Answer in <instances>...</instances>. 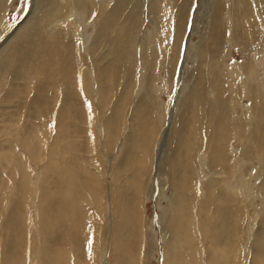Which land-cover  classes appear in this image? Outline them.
<instances>
[{"label": "rangeland", "instance_id": "374dc122", "mask_svg": "<svg viewBox=\"0 0 264 264\" xmlns=\"http://www.w3.org/2000/svg\"><path fill=\"white\" fill-rule=\"evenodd\" d=\"M254 5L213 57L235 0H0V264H264Z\"/></svg>", "mask_w": 264, "mask_h": 264}, {"label": "bare ground", "instance_id": "6f19581e", "mask_svg": "<svg viewBox=\"0 0 264 264\" xmlns=\"http://www.w3.org/2000/svg\"><path fill=\"white\" fill-rule=\"evenodd\" d=\"M236 2H237V5H240V7L238 8V9H235V11H237V15H238V17L240 18V20L242 21L241 23H239V24H237L236 26H234V27H232L231 29H230V32L229 33H226V29L228 28V25L227 24H225V23H223V24H219L218 22H214V26H213V31H211L210 30V34L209 35H211V37H214V42L212 43V45L210 46V47H208V50L210 51V54H211V56H215V54L217 55V56H220L221 55V51H222V47H223V43L225 42V38L229 35H231V34H233V33H239V31H242L239 35L240 36H242V39H243V41H242V44H243V46L245 47V48H251V47H253V48H256V49H258L259 48V37H258V35H259V30H260V27L257 25V16L260 14H258L257 16H256V14H253V11L254 10H256V7L258 8V6H256L255 7V5H254V2H259L260 4H261V6H262V3H264L263 2V0H235ZM243 2H251L250 3V5H248V6H245V5H243L242 3ZM260 6V5H259ZM225 7V6H224ZM230 9V8H229ZM259 9V8H258ZM219 11V10H218ZM222 12H223V10H221ZM225 11V10H224ZM234 11V12H235ZM248 11H250V12H248ZM258 12V11H257ZM245 14L246 16H242V14ZM251 13V14H250ZM224 14V13H223ZM233 14L234 13H232V12H230V14H229V16L230 17H232L233 16ZM217 15V14H216ZM229 17V18H230ZM260 17V16H259ZM258 17V18H259ZM183 18H184V13L183 12H179V15H178V22H176V26L177 25H182V22H183ZM218 18V17H217ZM260 19V18H259ZM260 23V22H259ZM231 25V24H230ZM232 26V25H231ZM207 28V27H206ZM264 31V30H263ZM191 32L192 31H190L189 33H188V35H186V38H185V43H184V45H185V47H186V44L188 43V40H189V38L191 37ZM174 38V41H173V44H174V47L176 46V43H175V41H176V37H177V35H176V27H175V31H174V36H173ZM209 39V38H208ZM209 41H210V39H209ZM212 42V41H211ZM226 44V43H225ZM236 44V43H235ZM229 45V44H228ZM231 45H232V43H231ZM237 45V44H236ZM226 46V45H225ZM231 48V47H230ZM204 50V49H203ZM254 51V50H253ZM253 51H251L250 50V53H253V54H255ZM258 51V50H257ZM205 52V51H204ZM225 52V51H224ZM211 56L209 57L210 59H211ZM221 57V56H220ZM213 60V59H212ZM211 61V60H210ZM209 61V62H210ZM257 61V60H256ZM237 65V64H236ZM239 67V65L238 66H235L234 68L235 69H237ZM224 68V67H223ZM202 73V72H201ZM227 78H231V76L229 77H227ZM224 80V79H223ZM229 81V80H228ZM244 82V81H243ZM229 83V82H228ZM227 83V85H229ZM242 83V82H241ZM240 83V84H241ZM86 85V84H85ZM221 85V84H220ZM232 85V84H231ZM84 86V85H83ZM200 86V85H199ZM224 86V85H223ZM242 87H245V86H242ZM217 88V87H216ZM197 89V88H196ZM204 89V88H203ZM200 91V90H199ZM213 91H215V90H213ZM217 91L219 92V96H224L225 95V88H222V85L221 86H219V89H217ZM229 91H231V90H229ZM201 93H202V90H201ZM231 93V92H230ZM212 94V99L214 100L216 97H213V95L215 96V94L216 93H214V92H212L211 93ZM232 94V93H231ZM190 95V94H189ZM201 95V94H200ZM218 95V94H217ZM210 96V95H209ZM228 96L230 97L231 95H229L228 94ZM235 97V96H234ZM191 98H193L192 96H191ZM262 98V97H261ZM229 103H232V102H229ZM253 108V107H252ZM246 109V108H245ZM211 111V110H210ZM225 111V110H224ZM246 111L249 113V111H250V109L248 110V109H246ZM253 111V110H252ZM251 111V112H252ZM199 112V111H198ZM254 112V111H253ZM247 113V114H248ZM223 114H224V112H223ZM262 114V113H261ZM217 116V114L215 113V117ZM237 117V116H236ZM236 117H234V115L232 116V118H231V121L229 120V122L231 123L230 125H231V127H232V125H235V127L237 126V130H236V132H235V134L233 135V136H231V137H234L235 135H236V137L237 136H240L239 135V133H240V129H239V123H236V121L237 120H235L236 119ZM246 117V116H245ZM218 118V116L215 118L217 121L219 120V118ZM227 118V117H226ZM252 118V117H251ZM250 118V119H251ZM242 122V121H241ZM214 123V122H213ZM225 123V122H224ZM221 124V123H220ZM227 126V125H226ZM257 127V126H256ZM242 128V127H241ZM221 129V128H220ZM223 129V128H222ZM233 132V131H232ZM248 134V133H247ZM220 136V135H219ZM219 136H218V138L217 139H215V141H214V144H213V149H212V153L214 152V159H215V166H220L221 164V162H222V160H224V158L227 156V152H226V150L225 149H223V147H222V144H221V142H220V140H219ZM244 138H242V148H243V150L241 149V151H236L235 149H233V150H231V153L230 154H232V156H230V157H232L233 159L235 158V157H238L239 155H241V154H244L245 153V151L246 152H248V150H249V147H248V144H249V138H248V135H244L243 136ZM213 138V137H212ZM228 138H229V135H228ZM253 144V143H252ZM212 145V144H211ZM251 148V147H250ZM203 151V150H202ZM229 151V150H228ZM243 151V153H241ZM201 154H202V156H204V152H201ZM230 157L228 158V159H230ZM204 158V157H203ZM247 160V159H246ZM245 159L243 160L244 162L246 161ZM228 161V160H227ZM214 166V167H215ZM214 167H213V169H214ZM212 170V169H211ZM216 174V173H215ZM223 174H225V171L223 170ZM217 175V174H216ZM215 177V176H214ZM231 183L233 184V181H231ZM227 191L229 192V193H233L234 194V191H233V186H229L228 188H227ZM65 212V211H64ZM67 212V211H66ZM94 216V215H93ZM72 217V216H71ZM77 217V216H76ZM191 235V234H190ZM205 238H206V235H205ZM69 254V253H68ZM68 256H70V255H68Z\"/></svg>", "mask_w": 264, "mask_h": 264}]
</instances>
